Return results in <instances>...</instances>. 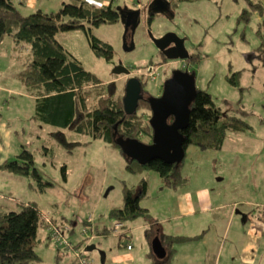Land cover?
<instances>
[{
	"label": "rangeland",
	"instance_id": "rangeland-1",
	"mask_svg": "<svg viewBox=\"0 0 264 264\" xmlns=\"http://www.w3.org/2000/svg\"><path fill=\"white\" fill-rule=\"evenodd\" d=\"M23 1L25 5L20 10L27 15L39 8L45 11L57 10L61 5L56 7V3L61 4L62 1L70 0ZM149 1L113 0V3L116 8L121 6L135 8L136 4L142 7ZM169 1L172 3V11L156 14L149 25L142 21L135 30L131 44L127 45L128 41H124L125 25L120 19L92 27L94 36L112 45L113 56L110 62L94 54L82 30L58 34H67L62 39L64 48L80 61L85 69L98 77L105 76L103 68L106 62L109 64L107 73L115 80L105 82L99 78L103 84L115 83L109 92L118 102L124 95L127 76L123 73H112L113 63L121 60L132 72L142 75L145 90L151 96H157L165 79L175 69L180 68L181 61L163 60L150 34L160 37L172 32L182 38L186 49L193 55V59L189 61V68L195 74L196 89L208 92L221 110H229L251 126L239 134L228 132V137H250L254 140L248 149L243 151L252 153L245 155L247 158L244 161L240 159L237 161V155H230L231 151L227 148L221 151L212 149L203 151V153L218 151V159L214 156L209 160L199 158L193 149L198 151L202 149L189 145L185 148L179 173L189 179L190 184L186 188L190 187L192 195L195 194L197 186L205 182L208 183L210 190H214L210 191L212 195L218 194L220 199L228 200L229 208L221 210L222 213H227L226 217L229 216L231 207L235 210L234 217L237 216L239 220L241 218L239 211L243 214L256 211L258 214L264 210V65L259 60L256 49L260 43L256 33L259 17L254 13L248 21L239 19L242 9L248 6L246 0ZM76 32L80 36H76ZM6 41H11L10 36L5 35L2 38L0 49L5 47ZM8 59V56L0 58V69L4 70L0 75V82L10 80L13 85H7L6 89L23 91L24 87L20 80L7 76L10 70L15 68L16 72L19 68L16 62L8 64ZM236 71L240 72L238 85L231 84L227 78ZM106 90L101 89V93H106ZM89 104L90 107L95 105V100H90ZM33 113L34 102L27 94L1 95V122L13 123L14 126L9 135L8 127L4 131L0 129L3 132V143L6 146L8 142L14 141L19 145L24 144L34 156L35 167L53 184L39 192L30 185L29 176L2 170L0 206L2 209L11 210L18 208V200L31 201L55 225L62 228L69 245L74 248L67 247L57 257V245L52 239L45 240V233L40 230L38 234L40 240L35 245V251L42 264L77 262L72 249L83 253L90 264H116L119 260H122L121 264H157L155 262L157 258L151 250V240L154 236L146 235L147 225L143 218L137 217L126 223L130 235L127 240L125 237L120 239L116 222L109 216L112 207L123 204L124 186L138 185L141 177L146 179L147 189L146 194L140 199V205L148 208L158 219L163 231L160 232L164 235L169 232L172 235H179L177 231L193 227L198 217L210 215L205 212L184 218L175 217L184 212L185 204L181 192L174 194L173 190H179L184 187L183 185L165 187L160 176L152 170L132 173L126 169V160L117 145L93 138L88 133H79L70 128H57L40 122L33 117ZM138 114L142 123L143 121L149 123L150 111L148 113L140 109ZM139 136L141 140H148L142 134ZM20 147L18 150H21ZM253 151L256 154H253ZM62 165L66 167L65 178L61 172ZM9 190H12L11 197L6 196ZM86 220H89V223H86ZM245 226L247 227V224ZM104 227L109 229L107 235L102 234ZM222 228L223 225H219L217 220L210 221L207 223L204 239L174 244L175 250L168 264H186L187 261L197 264L202 259L196 258H202L205 248L211 252L213 260L217 240L222 242ZM124 240L128 241L127 245L120 244ZM227 249L228 245L219 253L221 261L216 264H238L237 260L233 262L232 258L230 259L231 252ZM207 262L213 264L212 261Z\"/></svg>",
	"mask_w": 264,
	"mask_h": 264
},
{
	"label": "trees",
	"instance_id": "trees-1",
	"mask_svg": "<svg viewBox=\"0 0 264 264\" xmlns=\"http://www.w3.org/2000/svg\"><path fill=\"white\" fill-rule=\"evenodd\" d=\"M246 1L248 6L242 9L239 19L248 21L251 14L258 15L256 33L260 43L256 49L259 60L264 65V0ZM117 20H119L117 8L112 3L104 5L93 3L91 0H70L63 2L54 11L44 12L37 9L23 15L15 0H0V40L9 35L17 49L26 47L19 55L23 66L17 77L24 84L25 90L35 97L33 117L36 120L57 128H70L79 133H88L93 138H100L112 145H116L114 137L118 135L136 138L144 143L151 142L152 128L146 121L142 123L138 114L140 109L149 113L147 100H140L136 111L127 114L122 105L123 97H120L118 102L109 92L112 83L103 84L97 75L85 69L56 38L59 32L80 29L85 33L94 54L110 62L113 56L112 45L94 36L92 27ZM239 76L240 72L236 71L227 78L231 84L238 85ZM104 88L109 95L101 93V89ZM90 100H95V105L90 107ZM170 118L172 117L168 120ZM249 128L251 126L243 118L229 110H221L208 92L197 89L190 104L188 126L181 130L184 135L183 147L185 149L189 145H195L202 150H220L228 132H244ZM141 134L148 140L139 139ZM124 158L127 170L132 173L155 171L165 187H176L177 184L185 186L189 183V179L179 173L183 160L178 166L159 159L141 165L137 161H129L125 156ZM0 170L29 176L30 185L39 192L53 184L35 167L34 156L24 144L13 158L0 164ZM61 172L65 178V165L61 166ZM146 189L147 181L144 177L140 178L136 186H124L123 204L112 207L109 216L116 224L121 223L118 227L120 231L118 236L127 240L130 235L126 223L137 217L143 218L147 225L146 235L158 236L166 250L165 257L162 259L155 257L157 258L155 262L168 264L175 250L173 245L190 240L191 237L164 235L160 232L158 219L148 208L140 205V199L146 194ZM85 222L89 223V220ZM40 230L45 233V240L52 239L57 245V257L67 247H71L62 228L55 225L33 202L18 200V208L11 210L2 209L0 206V264H42L35 251V245L40 240L38 239ZM108 230L104 227L102 234L107 235ZM64 240L65 243L62 242ZM127 240L120 244L127 245ZM72 250L77 262L71 261V264H82V259L86 257L83 253Z\"/></svg>",
	"mask_w": 264,
	"mask_h": 264
},
{
	"label": "crops",
	"instance_id": "crops-1",
	"mask_svg": "<svg viewBox=\"0 0 264 264\" xmlns=\"http://www.w3.org/2000/svg\"><path fill=\"white\" fill-rule=\"evenodd\" d=\"M91 1L96 4H104V5L109 4V3L114 4L113 0H91ZM63 2L65 1H62L61 4ZM15 3L19 11L22 13L20 8L25 5L24 1L15 0ZM61 4L58 2L55 5L56 7H59ZM39 9L42 10L41 8ZM42 11L49 12V10H46V11L42 10ZM22 14L25 15L24 13ZM75 34H77L76 36H80L78 32H76ZM65 35L67 34L60 33L56 35L58 42L63 47H65V45L62 42V39L66 37ZM10 39L11 41H6L5 47L0 49V58L4 59L8 56L9 58L8 64H12L11 62H16L18 64L19 68L16 72H14L15 68L14 69L11 68L13 70H10L7 73L8 74L7 76L10 77V79L13 77L18 79L17 73L23 66L22 59L20 60L19 55H21L22 52L26 50V47L22 46L19 49H17L16 44L14 43V40L11 36H10ZM9 51L10 53L8 54ZM108 67H109V64L106 62L103 68V73L105 74V76L103 77L99 76V77H101L102 80H104L105 82H109V80H111L112 82L115 79H112L111 76L107 73L108 70L106 69H108ZM3 73H4V70L0 69V75ZM7 85L12 86L13 83H11L10 80L0 82V97L4 93H16L17 95H20V96L21 95L23 96V94H27L30 100H33L34 105H35V97L29 94L25 90L24 84H23V87H24L23 91L21 89H13V91L6 89ZM6 127H8L7 133L9 135L13 131V128H14L13 123L1 122V118H0V129L4 131ZM2 131L0 130V164L11 159V157H14L19 152L18 148L23 145L22 143L19 145L17 144L16 141H14L13 143L8 142V145L6 146L3 143V132ZM239 133L241 132H238L236 134H239ZM253 140L254 139H251L250 137H240V136L228 137L227 135L224 141V144L219 151L227 148L228 150L231 151L230 155H237V159H236L237 161H239V159L241 161H244L247 158L244 156L252 154V153H246L243 151L248 149L249 145L253 142ZM229 141L231 142L228 144ZM203 151L204 150L198 151V149H193V152H195V154H197L199 158H206L209 160L211 159L212 156H214L215 158L217 157L218 159V156H219L218 151L211 152V153H203ZM196 152H199V153H196ZM253 154H256V152L253 151ZM204 162L208 163L207 161H204ZM221 179L222 178H220V180ZM187 185H185L183 188L179 190H175V191L173 190L174 194L181 192V194L183 195L184 204H185L184 212L182 211L181 214L175 215V217L184 218L189 215H196V214H202V213L205 214V212L206 214L209 213L210 215L208 217H206L205 215L204 217L203 216L198 217L197 218L198 221L193 227H187V228H183L181 231H177L180 233L179 235L191 237L190 241L193 240L194 242V240L196 239L198 240L204 239L206 226H207V223H209L210 221L217 220L219 225L220 224L223 225L222 242L217 240L218 244L216 246V251L214 253L213 260H211V256H210L211 252L205 248V253L204 255L201 256L202 258H196V259H202L201 262L197 264H201V263L208 264L207 261H212L211 263L213 264L220 262L221 256L219 253H221L227 245H228L227 251L231 252L230 259L232 258L233 262H235V260H237L238 264H261L262 262H264V210H261L258 214L256 213V211H253L254 213L247 212V214H243L242 212L239 211L240 217H241L240 218L241 221H240L237 218V216L234 217L235 210L233 209V207H231L229 216L226 217L227 213L226 212L222 213L221 210L222 209L225 210L226 208H229L228 203L230 204V202H228V200L220 199L218 194L212 195L211 193L214 190H210L208 188V183H205V182L200 183L197 186V189L194 195H192V191L189 189L190 187L186 188ZM7 193L8 194H6V196L10 195L8 197H11L12 190L7 191ZM260 214H261V217H260ZM238 223H241L243 227H241V225H239ZM246 224H247V227L245 226ZM161 228L162 227H160V229ZM168 235H172V233L169 232ZM121 262L122 260H119L116 262V264H121ZM187 262L185 263L195 264V262H191V261H187Z\"/></svg>",
	"mask_w": 264,
	"mask_h": 264
},
{
	"label": "water",
	"instance_id": "water-1",
	"mask_svg": "<svg viewBox=\"0 0 264 264\" xmlns=\"http://www.w3.org/2000/svg\"><path fill=\"white\" fill-rule=\"evenodd\" d=\"M168 4L166 0H153L148 10L151 9L154 13L165 12ZM124 8L126 9V6ZM119 9L117 7V10ZM127 11L130 13L132 10L127 9ZM120 20L124 23L122 14ZM124 25L126 31L127 25L125 23ZM150 36L155 47L167 59L188 57L184 41L176 33L168 32L160 37H154L151 34ZM124 41L126 42L125 38ZM171 42H174V45L168 47ZM112 73L129 74L130 72L126 66L119 63L112 67ZM196 90L194 72L175 69L164 81L161 95L147 97L151 111L148 120L152 128L151 142L144 143L136 138H126L120 135L114 137V142L126 159L137 161L141 165L153 159H159L178 166L185 156L184 135L181 130L188 126L190 104L195 97ZM141 92L142 86L139 79L135 76L129 78L122 98L123 109L127 114H133L136 111L138 100L142 98ZM169 117L173 118L170 123L168 122ZM151 250L159 259L166 255V250L158 237L151 240Z\"/></svg>",
	"mask_w": 264,
	"mask_h": 264
},
{
	"label": "flooded vegetation",
	"instance_id": "flooded-vegetation-1",
	"mask_svg": "<svg viewBox=\"0 0 264 264\" xmlns=\"http://www.w3.org/2000/svg\"><path fill=\"white\" fill-rule=\"evenodd\" d=\"M151 1V0H150ZM148 2L146 5L144 6H139V4H136L137 7L135 8H130V7H127L126 6V9L124 8V6H121L119 7L120 9L117 10L118 12V16H119V19H120V16L122 14V17H123V21L124 23L127 25V29L125 31V39L128 41L127 45L128 44H131L132 42V39H133V35L135 33V30L137 29L138 25L143 21V23L145 25H149L152 18L156 15V14H159V13H154L151 9L148 10V7L149 5L151 4V2ZM169 4L167 5V10L169 11H172V3L169 1V0H166ZM154 7V6H153ZM124 8V9H123ZM128 10H132L130 11V13H128ZM137 10V11H135ZM134 28V29H133ZM174 45V42H171L168 47H171ZM129 48V47H128ZM159 53L161 54V56L163 57L162 59L163 60H167V58L163 55V53L158 50ZM188 52V57L186 59H176V60H180L181 61V66L180 68L178 69H181V70H187V71H191L190 68H189V61L191 59V57L193 56L191 53H189V51L187 50ZM112 59V58H111ZM110 59V60H111ZM121 63L122 65L126 66L128 69H129V74H125L127 76V78L125 79V82H127V80L133 76L137 77L141 83V86H142V98L138 100V102L141 100H147V97L151 96L144 88V84H145V81L143 80V76L136 73V72H132L130 67L127 66L126 64H124V62H122L121 60H117L116 62L113 63V66L114 65H117ZM112 66V67H113ZM124 74V73H123ZM171 76V75H170ZM169 76V77H170ZM167 77V78H169ZM166 78V79H167ZM165 79V80H166ZM113 83H112V88H113ZM115 86V85H114ZM163 91V84L161 86V89H160V93L159 95L157 96H160L161 93ZM148 102V101H147ZM149 104V103H148ZM150 107V106H149ZM151 112V111H150ZM151 115V114H150ZM173 118H170L168 120V122L170 123L172 121Z\"/></svg>",
	"mask_w": 264,
	"mask_h": 264
},
{
	"label": "built area",
	"instance_id": "built-area-1",
	"mask_svg": "<svg viewBox=\"0 0 264 264\" xmlns=\"http://www.w3.org/2000/svg\"><path fill=\"white\" fill-rule=\"evenodd\" d=\"M115 226H116V227H120V226H121V223H117V224L115 223ZM62 242L65 243L66 241L64 240V241H62ZM81 263H82V264H88V263H89V260H88V259H82Z\"/></svg>",
	"mask_w": 264,
	"mask_h": 264
}]
</instances>
